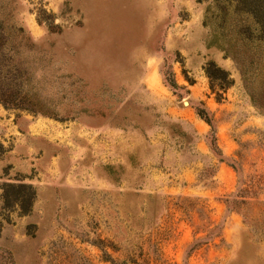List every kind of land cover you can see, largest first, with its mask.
<instances>
[{"label":"rangeland","instance_id":"rangeland-1","mask_svg":"<svg viewBox=\"0 0 264 264\" xmlns=\"http://www.w3.org/2000/svg\"><path fill=\"white\" fill-rule=\"evenodd\" d=\"M0 23V264H264V0H0Z\"/></svg>","mask_w":264,"mask_h":264},{"label":"trees","instance_id":"trees-1","mask_svg":"<svg viewBox=\"0 0 264 264\" xmlns=\"http://www.w3.org/2000/svg\"><path fill=\"white\" fill-rule=\"evenodd\" d=\"M3 26L0 23V52L3 47ZM205 75L208 78L210 82V89L212 92H214L217 88L221 91L227 90L231 85L232 82L228 80L229 75L220 70L219 68H216L214 64H208L205 68ZM218 99L221 98V95L216 93ZM3 94L0 93V102L4 104V106H10V102H5L2 100ZM13 107V106H11ZM203 115V114H202ZM5 195H4V201L5 206H8L9 204H13L17 206L21 211V215H26L29 210L28 207H31V205L34 202L35 199V193L32 190L31 186L28 185H17L16 187L13 185H6L4 188ZM16 193V196L12 197L11 193ZM23 207H26L25 211H22Z\"/></svg>","mask_w":264,"mask_h":264}]
</instances>
